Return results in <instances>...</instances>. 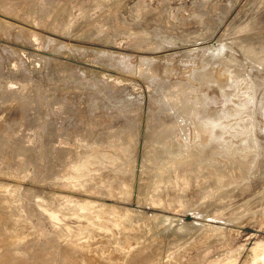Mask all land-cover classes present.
Listing matches in <instances>:
<instances>
[{"label": "rangeland", "instance_id": "obj_1", "mask_svg": "<svg viewBox=\"0 0 264 264\" xmlns=\"http://www.w3.org/2000/svg\"><path fill=\"white\" fill-rule=\"evenodd\" d=\"M261 1L0 0V264H264ZM178 84L248 168L193 154L165 186L181 132L209 140Z\"/></svg>", "mask_w": 264, "mask_h": 264}, {"label": "bare ground", "instance_id": "obj_2", "mask_svg": "<svg viewBox=\"0 0 264 264\" xmlns=\"http://www.w3.org/2000/svg\"><path fill=\"white\" fill-rule=\"evenodd\" d=\"M263 1V0H262ZM261 1V2H262ZM264 2V1H263ZM262 2V6H264L263 3ZM261 5H260V7H262ZM253 8H251V10H252ZM254 9H256V8H254ZM258 9H256L255 11H257ZM250 12V11H249ZM252 13V12H251ZM257 14V13H256ZM252 15H254V14H252ZM251 15V16H252ZM251 16H249V18L251 17ZM257 16V15H256ZM256 16H254V17H256ZM253 17V18H254ZM252 19V18H251ZM250 20V19H249ZM252 21V20H251ZM250 22V21H249ZM251 23V22H250ZM104 25V24H103ZM105 26H106V24H105ZM107 27H109L108 25H107ZM232 27V26H231ZM210 29V28H209ZM230 29V28H229ZM208 30V29H207ZM162 36V35H161ZM201 37V36H200ZM161 39V38H160ZM206 67V69H207V67H208V69H209V67L210 66H205ZM222 68V71H224L223 70V67H221ZM220 68V69H221ZM207 69V70H208ZM212 69V68H211ZM220 69L217 71V72H221L220 71ZM207 70H205V71H207ZM216 69H214V71H215ZM210 71H212V70H210ZM231 73V72H230ZM210 75V74H209ZM211 76H212V73H211ZM208 77V76H207ZM211 78V77H210ZM209 78V79H210ZM214 78V77H213ZM209 79H205V83H207L208 85H211V84H214V85H216L215 84V80H214V83H212L211 82V84L209 83V81H211V80H209ZM213 85V86H214ZM217 86H219V85H217ZM216 86V87H217ZM221 86V85H220ZM219 86V87H220ZM215 87V86H214ZM213 87V88H214ZM221 88V87H220ZM187 90V88L186 87H184L183 85H176V87L174 88V92H173V94H172V98H168L167 100V104H168V107H169V109H170V112L171 111H176V113H177V111L178 112H180L181 114H188V113H192V112H194V113H196V118H197V122L199 123V127H200V130L202 131V132H205V133H207L208 135H209V140H208V144L206 145V146H204L203 148H201L198 144L199 143H201V142H199V140H200V136H198V137H196L195 139H194V141H193V143L191 144V145H186L187 144V139H188V137L186 136V133L185 132H181V136L183 137V140H184V144L183 145H179V144H177L176 142H174L173 143V145L171 146V150H170V158L163 164V166H160L159 167V172H164V171H166V170H168L169 172H172L173 173V175H172V177H170V178H166V183H165V186H178L177 184H179V183H181L180 185H183L184 184V181H183V178L184 177H178V175H177V172H179V171H185V172H190L191 171V169L190 168H193L194 169V167L191 165V164H187L188 163V161H190L191 159H192V155L193 154H195V155H201V156H205L206 158H204L199 164H198V166L196 165L195 166V170L197 171V170H199L200 168H202L203 166H205L206 164H209V163H211L213 160H214V158L215 157H217V156H227V155H229L230 153L231 154H234V156H236V157H240L241 155H243V156H246V154H248V153H250V152H252L254 155H258V153H259V151H260V148H261V146H260V144H253V142H251V141H248L247 143H242V144H240V145H238V146H235V145H233V144H231L230 142H226V140L225 141H223V137H222V135H223V131H226V127L228 126L227 124H229L228 123V118H229V114L226 112V111H224L223 112V114L221 115V117H220V119H216V118H211V116H209V114L210 113H207V109H206V105H205V100H206V98L205 97H200V99H199V101L198 102H195V100H191L190 99V97L188 96V95H185V91ZM183 91V94H182V96L179 98V96H180V94H178V92H182ZM166 109L168 110V108L166 107ZM176 126V124L174 123L173 125H171L170 127L169 126H167L166 127V131H165V133L162 135H157V137H156V135H155V131L154 130H152L151 131V135H150V140L151 139H154V138H156V139H158V138H160V140H162V139H165V138H167V137H169V135H170V133H171V131L170 130H172L174 127ZM232 124L229 126V128L231 129L232 128ZM241 127H237L236 128V130H242V129H240ZM127 131V130H126ZM122 132V131H121ZM121 132H119V134H121ZM128 132V131H127ZM124 133V132H123ZM122 135H124V134H122ZM120 136L121 135H114V136H112L111 137V141H113V142H115V141H117V140H120ZM122 137V136H121ZM125 137H126V134H125ZM124 138V137H123ZM147 138H148V136H147ZM199 139V140H198ZM185 145V146H184ZM106 156V155H105ZM159 156L160 157H163V154L162 153H159ZM243 156L242 157H240V158H242V159H240L241 161H240V163L242 162V164H241V166L243 165V163H244V167H245V165L247 166V161L245 160L246 159V157H244V159H243ZM107 158H109L108 157V155L106 156ZM176 158V159H175ZM243 160H245L246 162H244ZM84 159H82V157L81 156H77L76 158H75V161H74V164H73V168H79L83 163H84ZM164 161V160H163ZM248 161H251V160H248ZM251 163L250 162H248V165H250ZM183 168H185L184 170H181V169H183ZM246 168H248V166L246 167ZM167 173V175L168 174H170V173ZM74 182V181H73ZM78 182V183H77ZM76 183L77 184H79V181H77ZM81 182H84V181H80V184H81ZM75 183V182H74ZM75 183V184H76ZM160 194H163V193H160ZM158 195H159V192H158ZM155 196H156V194H155ZM160 196V195H159ZM165 196V192H164V195H162V197H164ZM156 198L158 199V201H162V199H161V196L158 198L157 196H156ZM165 198V197H164ZM257 211H259V210H257ZM256 211V212H257ZM254 216V215H253ZM127 223L128 224H130V223H132V225L134 224V222H130V221H128V222H126V223H122V225L123 226H128L127 225ZM136 225H138V224H136ZM134 226V227H137V226ZM196 225V224H195ZM4 226V225H3ZM129 226H131V225H129ZM128 226V227H129ZM132 227V226H131ZM131 227H129V229L131 228ZM133 227V228H134ZM4 228V227H3ZM136 228H134V229H132L133 231L135 230ZM142 229V228H141ZM140 228H139V230H141ZM132 230H126L127 232H131ZM138 230V229H137ZM259 243H261L262 244V242H259ZM260 244V245H261ZM264 244V243H263ZM259 245V246H260ZM259 246L257 247L256 246V250H258V248H259ZM262 246V245H261ZM260 248H262V249H264V247H260ZM259 248V249H260ZM263 252H264V250H262ZM254 253H255V251H253ZM257 252V251H256ZM260 253H261V251H259ZM258 252V253H259ZM256 254V253H255ZM255 254H254V257H255ZM263 254V253H262ZM261 255V254H260ZM260 255H258V256H260ZM258 256L256 255V257L258 258ZM255 257V258H256ZM264 257V256H263ZM255 258H254V262H257L258 261V263H260L259 262V260H260V257H259V259H257V260H255ZM263 260V259H262ZM254 262H252L253 264H254ZM264 262V261H263ZM258 263H256V264H258ZM261 264H262V261H261Z\"/></svg>", "mask_w": 264, "mask_h": 264}]
</instances>
